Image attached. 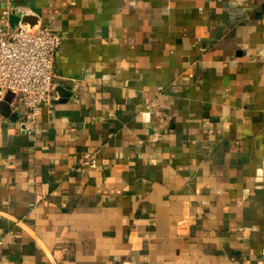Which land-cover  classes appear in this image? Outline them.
<instances>
[{"label": "crops", "instance_id": "crops-1", "mask_svg": "<svg viewBox=\"0 0 264 264\" xmlns=\"http://www.w3.org/2000/svg\"><path fill=\"white\" fill-rule=\"evenodd\" d=\"M33 7L71 96L0 114V264H264V0H0V26Z\"/></svg>", "mask_w": 264, "mask_h": 264}, {"label": "built area", "instance_id": "built-area-1", "mask_svg": "<svg viewBox=\"0 0 264 264\" xmlns=\"http://www.w3.org/2000/svg\"><path fill=\"white\" fill-rule=\"evenodd\" d=\"M20 13L15 27L9 20L0 26V102L12 93V110L20 113L23 128L31 132L43 106L59 99L56 54L64 37L48 26L24 22L28 12ZM87 163L96 167L95 160Z\"/></svg>", "mask_w": 264, "mask_h": 264}, {"label": "water", "instance_id": "water-1", "mask_svg": "<svg viewBox=\"0 0 264 264\" xmlns=\"http://www.w3.org/2000/svg\"><path fill=\"white\" fill-rule=\"evenodd\" d=\"M32 10L34 12V15L33 16L32 15H26L23 18V21L34 26L38 23V19L41 16V11L35 7H33ZM21 16H22V14L19 13L17 15H13L11 17L10 23H11L12 27H15L18 24ZM66 91H67L66 88L63 86H60L59 88H57V92L60 95V99L56 100V101H58L59 103L66 102L67 98L71 96V94H67ZM13 98H14V95L12 93H9L8 96L6 97V99L4 101L0 102V114L3 115L5 118L14 121V119L17 120L19 118L20 113L18 111L12 110L11 102H12Z\"/></svg>", "mask_w": 264, "mask_h": 264}]
</instances>
